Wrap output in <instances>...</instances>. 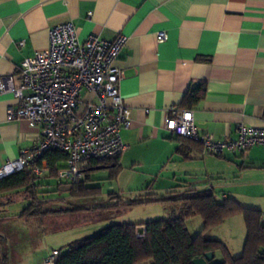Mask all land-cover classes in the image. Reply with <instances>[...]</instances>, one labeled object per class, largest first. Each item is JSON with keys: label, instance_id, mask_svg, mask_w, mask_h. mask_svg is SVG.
<instances>
[{"label": "crops", "instance_id": "0c3cea01", "mask_svg": "<svg viewBox=\"0 0 264 264\" xmlns=\"http://www.w3.org/2000/svg\"><path fill=\"white\" fill-rule=\"evenodd\" d=\"M68 21L80 40L127 37L114 61L123 74L121 98L131 111V126L119 134L127 149L118 159V177L99 179L95 173V183H114L122 202L127 194L153 195L158 181L166 197L212 190L219 202L232 198L264 212V146L214 156L169 133L163 121L170 108L188 110L180 108L184 94L203 83V100L189 109L197 132L232 140L241 125L264 127V0H0V76H13L18 87L22 62L46 49L49 30ZM81 97L96 102L89 92ZM15 105L11 94L0 95V164L40 141L37 128L7 120V108ZM145 178V188H133ZM244 228L243 218L234 216L205 235L237 258ZM221 261L215 253L212 263Z\"/></svg>", "mask_w": 264, "mask_h": 264}, {"label": "built area", "instance_id": "2783aa9c", "mask_svg": "<svg viewBox=\"0 0 264 264\" xmlns=\"http://www.w3.org/2000/svg\"><path fill=\"white\" fill-rule=\"evenodd\" d=\"M111 37L90 35L80 40L72 22L62 23L49 30L46 49L22 62L18 87L13 76H0V95L9 93L16 101L15 107L7 108V120L37 128L40 133L35 147L0 164V179L23 170L47 151L59 150L67 155L65 168L58 172L59 181L84 182L92 162L114 159L126 151L119 134L131 126V111L121 98L118 85L123 74L114 61L127 37L120 33ZM157 38L164 41L166 36L160 32ZM83 91L92 94L96 102L83 103ZM192 118L191 110L170 108L164 128L176 137L197 142L214 156L264 146V127L241 125L235 139L217 140L197 132ZM45 170L43 163L33 173L42 176ZM261 216L264 222V214ZM58 255L53 250L42 264H54Z\"/></svg>", "mask_w": 264, "mask_h": 264}, {"label": "trees", "instance_id": "16d2710c", "mask_svg": "<svg viewBox=\"0 0 264 264\" xmlns=\"http://www.w3.org/2000/svg\"><path fill=\"white\" fill-rule=\"evenodd\" d=\"M205 90L203 83L195 89L188 90L184 94L180 108L189 110L197 106L203 100ZM177 138L183 142L198 144L186 138ZM119 158L101 163L92 162L86 170L84 182L67 183L58 179V172L66 166L67 155L59 150L47 151L23 170L0 179V196L9 193L24 194L25 198L22 201L24 208L15 214L19 219H39L48 214L73 216L89 210L98 211V214L112 212L117 214L121 212L120 208H134L137 205L150 203L161 204L170 210V216L165 219L144 224H113L91 236L75 239L67 245L65 251L57 250L59 255L54 264H139L146 261H152V264H192L194 258L202 257L208 252L214 255L218 253L222 257L220 263L211 261L210 264L264 263V222L261 216L264 212L244 207L232 198H225L219 202L212 190L184 189L162 199L150 198L146 201L124 204L119 198L116 205L110 204L93 209L66 208L46 211L44 206L50 201H63L61 193H65L66 198L71 199L99 195L101 193L99 186L87 185L95 181L92 179L93 172L97 167L104 166L108 171L109 179L115 180L121 170ZM43 163L46 165L44 174L36 176L33 169L43 167ZM49 182L55 184V190L45 189L50 185ZM107 197L110 201L118 199L115 193ZM196 216L202 219L203 228L200 233L192 237L187 231L186 221ZM234 216L243 218L246 231L242 252L237 258L229 254L224 244L218 240H208L205 235L209 229L221 226L225 220ZM3 217H0V221ZM139 226L144 227L141 236L135 233ZM2 264H8L7 257L3 253Z\"/></svg>", "mask_w": 264, "mask_h": 264}, {"label": "rangeland", "instance_id": "374dc122", "mask_svg": "<svg viewBox=\"0 0 264 264\" xmlns=\"http://www.w3.org/2000/svg\"><path fill=\"white\" fill-rule=\"evenodd\" d=\"M97 175H96V174ZM99 179L108 177L107 170L93 172ZM143 178H141L142 180ZM45 182L44 179H41ZM155 180L154 176L149 178V182ZM140 181V179H139ZM147 179L142 181V185L137 184L134 189L145 188ZM50 183V182H49ZM97 183L101 185V193L91 197L66 198L65 193H61L63 201H50L44 208L46 211L53 209L84 208L93 209L99 206L117 204V200L110 201L107 196L116 193L117 187L108 180L95 183L92 181L87 185L92 187ZM154 193H140L137 195H125L123 203L127 204L136 201H146L150 198H164L166 193L160 190V182H156ZM121 185V184H120ZM63 186V185H62ZM123 186V185H121ZM63 188V187H62ZM46 190H55V184L50 183ZM148 194V195H146ZM51 197H54L51 195ZM25 198L22 193H9L0 196V250L6 255L8 264H42L47 259L53 249L65 251L67 245L75 240L98 233L101 229L123 223H148L151 221L165 219L170 216V210L158 203L137 205L134 208H120V213L98 214V211L76 213V215H52L48 214L39 219H19L15 217L24 208L22 202ZM264 206V205H262ZM117 208V207H116ZM114 210H116L114 208ZM187 230L192 237L200 233L203 228V221L199 216L192 217L186 221ZM216 229H209L210 232ZM208 233V232H207ZM139 264H152L146 261Z\"/></svg>", "mask_w": 264, "mask_h": 264}, {"label": "water", "instance_id": "95a60500", "mask_svg": "<svg viewBox=\"0 0 264 264\" xmlns=\"http://www.w3.org/2000/svg\"><path fill=\"white\" fill-rule=\"evenodd\" d=\"M105 168L104 166H99L97 167V169H102ZM144 232V227L143 226H139L137 228V230L135 231V233H137V235L141 236ZM204 256L202 257H196L192 260V264H210V262L213 260L214 258V254H212L211 252H208L206 254H203Z\"/></svg>", "mask_w": 264, "mask_h": 264}]
</instances>
